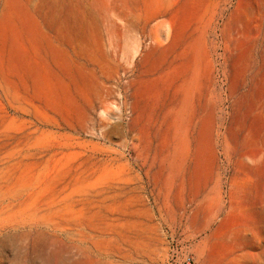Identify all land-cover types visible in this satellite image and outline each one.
Instances as JSON below:
<instances>
[{"label":"rangeland","instance_id":"rangeland-1","mask_svg":"<svg viewBox=\"0 0 264 264\" xmlns=\"http://www.w3.org/2000/svg\"><path fill=\"white\" fill-rule=\"evenodd\" d=\"M0 30L28 220H164L141 264H264V0H0ZM27 247L0 264H57Z\"/></svg>","mask_w":264,"mask_h":264},{"label":"bare ground","instance_id":"bare-ground-1","mask_svg":"<svg viewBox=\"0 0 264 264\" xmlns=\"http://www.w3.org/2000/svg\"><path fill=\"white\" fill-rule=\"evenodd\" d=\"M3 127L5 125L0 124V136L7 132ZM25 188L23 172L17 165L9 162L0 169V213L5 215L0 221V245L7 249L16 245L21 248L28 246L30 253L42 259H46L47 252L57 264H81L83 256L93 260L94 264H141L132 255L141 257L144 254L138 253L148 254L151 247L161 241L159 233L165 221L152 218L111 217L97 212L76 216L49 215L28 220L24 214ZM13 208L17 210L13 212ZM32 226L38 227L42 233L27 240L28 227ZM24 240H27L26 244H23ZM54 240L68 243L69 249L49 252L47 247L54 245ZM116 251L126 254L117 255Z\"/></svg>","mask_w":264,"mask_h":264}]
</instances>
